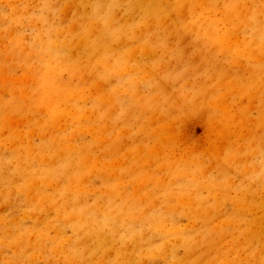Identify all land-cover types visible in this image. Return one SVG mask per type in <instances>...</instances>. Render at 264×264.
<instances>
[{"label": "rangeland", "instance_id": "obj_1", "mask_svg": "<svg viewBox=\"0 0 264 264\" xmlns=\"http://www.w3.org/2000/svg\"><path fill=\"white\" fill-rule=\"evenodd\" d=\"M0 264H264V0H0Z\"/></svg>", "mask_w": 264, "mask_h": 264}]
</instances>
